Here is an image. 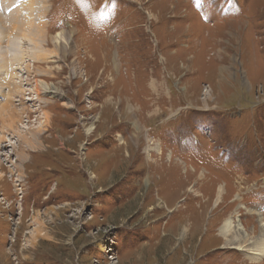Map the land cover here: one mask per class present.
Here are the masks:
<instances>
[{"label": "rangeland", "instance_id": "rangeland-1", "mask_svg": "<svg viewBox=\"0 0 264 264\" xmlns=\"http://www.w3.org/2000/svg\"><path fill=\"white\" fill-rule=\"evenodd\" d=\"M47 2L11 58L0 264H264L217 230L264 219V0Z\"/></svg>", "mask_w": 264, "mask_h": 264}, {"label": "bare ground", "instance_id": "bare-ground-1", "mask_svg": "<svg viewBox=\"0 0 264 264\" xmlns=\"http://www.w3.org/2000/svg\"><path fill=\"white\" fill-rule=\"evenodd\" d=\"M41 1L44 2L41 5H42V7H45L44 8V10H45L47 7L46 3H48L47 2L48 0H10V1H8L9 3L11 2V4H8L9 9L6 10V8H5V10H4L6 13L9 14L10 19L7 22H5L3 16H1L3 19L0 17V24H1V21L4 22L2 25L1 31H4L6 26H9L13 29L12 31H10L9 35H7V33H6V36H5L7 45L6 46L4 45L5 50H3V52H4V55L6 58L7 67H6V69H3L4 71H0V94L3 95L2 96L3 98H5V96L6 97L8 96L7 91H9V89H10L11 81H12V84L14 85V79L16 78V74H17L16 71L18 70V68H16V66L14 65V62L12 61L11 58H13V56H14V59L17 61L19 59V57L21 56V54L17 55V47L19 45L18 42H20L21 37H24L25 35H24V32L21 34H20V32H22L24 28H26V29L28 28V33H30V34L33 32V30H34V17L36 15L35 12L37 11L36 12L37 15L40 16V12H41L40 3H41ZM5 2H7V1L5 0ZM1 3L4 5L5 4L4 0H0V5H1ZM28 9H31L32 12H30ZM23 10H27L26 13L28 15H25ZM42 13H44V12H41V14ZM0 15H1V11H0ZM43 16H40V17H43ZM4 25H6V26H4ZM8 30H9V28H8ZM70 33L71 32H67L65 30H62V31H59L56 36H54V37L52 36V38H54L53 40L56 44L64 43L67 45L70 42V37H71ZM3 34H5V31ZM2 38L3 37L1 36L0 37V44H1V42H5ZM29 39H31V38H29ZM5 52H6V54H5ZM22 54H27V52L24 51ZM6 55H7V57H6ZM0 57H1V54H0ZM1 61H2V58H0V63H1ZM4 74H5V77H2ZM8 82H9L8 86H5ZM41 86L43 87L44 92H48V93L50 92L52 94H60L59 91L55 90V87L52 88V86H50L49 84H47L45 82H41ZM2 88L4 90H2ZM12 99L10 96H8L6 98V100L3 99V100H5L4 103L2 102L3 105L0 104V105H2V106H0V121L2 122V124L6 128H13L15 125V122L18 120L16 118V109L14 108ZM6 128H4V129H6ZM10 131H11V129H10ZM22 138H24L25 143L28 145L29 138H26V137H22ZM0 140H1L0 141V143H1L3 140L1 135H0ZM8 144H9V142H8ZM151 158H153V156H151ZM172 159H173V157H171V155H170L168 157V160L173 161ZM225 194H226V188H225V186L221 185L218 188V194L216 195L217 201H220V203H221L222 199H224V201H225ZM207 201L210 202V197H209V199L207 198ZM248 211L250 213L253 210L249 209ZM218 224H219L218 229H217L218 235L224 239L225 246H227L229 248H236L239 250H249L250 253H252V254L254 253V251H257L258 253H256V252L255 253L258 255V256L256 255V257H258V259H259V257L264 256V219H262L260 217L261 229H260V232L256 233L255 235L248 233L246 231L245 227L240 223V219L239 218L237 219L233 215H229L227 217L220 219ZM21 264H25V263H21Z\"/></svg>", "mask_w": 264, "mask_h": 264}]
</instances>
